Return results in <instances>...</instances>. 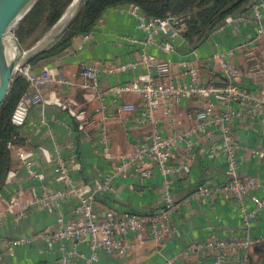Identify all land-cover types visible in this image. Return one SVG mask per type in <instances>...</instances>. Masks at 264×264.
<instances>
[{"label": "built area", "instance_id": "built-area-1", "mask_svg": "<svg viewBox=\"0 0 264 264\" xmlns=\"http://www.w3.org/2000/svg\"><path fill=\"white\" fill-rule=\"evenodd\" d=\"M119 7L134 16L145 36L141 39L122 36L131 43L139 44L140 54L136 60L128 59L116 63L94 61L81 64L79 72L74 76H80L82 79L80 86L84 88L86 102L97 99L101 101L93 112L77 100L60 96L56 91L45 95V90L51 83L74 84V77L67 75L63 67L44 65L42 70L36 71L30 61H24L17 66V72L24 75L29 84L11 114V122L20 128L16 139L9 142V147L14 150L18 162L8 171L6 182L15 179L23 169L32 178L45 177V174L36 167L35 151L21 128L27 123L33 106L46 104H55L67 110L75 118L78 127L83 130L92 128L96 120L98 121L97 117L99 118L97 145L109 162L111 173L103 176L96 185L77 181L73 174L81 168V163L74 141L58 143L54 158L44 149L48 159H54L56 162L55 180L62 186L43 194L33 192L27 198H23L21 192L13 193L6 198L0 191V206H3L0 209V223L6 215L19 221L36 204L58 205L63 199L75 200L73 215L68 218L61 215L53 226L32 234L14 238L0 236V253L12 251L16 246L33 245L41 241L49 244L50 250L55 254L53 264H71L76 258H79L82 264H97L101 252L121 258H129L136 254L137 261L141 262L146 257L144 254L146 246L151 242H162L177 233V226L172 222L176 212L184 207H191L196 200L220 196L238 207L246 233L232 231L230 235L224 237L211 235L204 239H193L179 254L164 257L160 264H205V258H211V264H250L253 250L264 243V230L256 233L250 231L255 219L264 209V175L240 173L241 145L232 136L231 123L242 118L245 113L258 116L264 123V87L249 89L245 86L244 81L254 70H246L234 62L236 47L216 52L210 59L222 67L226 76L223 85H217L213 81H201L199 69L188 60L176 62L186 76L174 77L176 63L173 59L159 57L150 50L151 46H158L169 53L175 49V41L182 37V33L170 22L171 17L148 16L135 3ZM244 20L255 24L257 30L242 46L249 48L250 55H254L256 47L264 51V0L252 3L244 14L228 16L216 30L220 31L230 24L239 25ZM92 37V31L81 35L78 49H82ZM259 66L258 63L255 64L256 68ZM139 67H145L146 72L140 73L131 81L109 86L108 92H111L115 99H119L126 92L137 93L143 101L148 130L143 141L133 150L114 152L107 128V105L104 103L106 91L101 90L100 75L103 72L120 73ZM193 98L200 101V108L195 113L197 123L183 131L176 130L167 135L163 134L165 126L172 129L184 123L182 105L186 100ZM219 104L222 105L221 110L217 109ZM136 108L133 103H118V110L121 112H132ZM45 122L44 117H41L34 124ZM215 130L222 134V138L219 143L210 142L207 156L214 160L223 154L226 179L202 182L188 196L175 198L168 186L169 176L175 171L181 175L189 173L196 157L195 136L201 131L210 135ZM181 141L184 142L188 155L175 167L173 159ZM63 148L69 152L68 159L62 154ZM256 152L259 157H264V151ZM154 165L164 175L166 183L163 194L164 206L161 211L118 213L113 208L100 205L97 194L109 191L114 177L148 178L152 175ZM250 201L251 205L248 204ZM72 240L85 244L90 252H81L75 246L71 247L69 243ZM192 255H197L198 258L195 261L180 262L179 257Z\"/></svg>", "mask_w": 264, "mask_h": 264}, {"label": "crops", "instance_id": "crops-1", "mask_svg": "<svg viewBox=\"0 0 264 264\" xmlns=\"http://www.w3.org/2000/svg\"><path fill=\"white\" fill-rule=\"evenodd\" d=\"M257 27L250 21H242L239 25L230 24L224 29L215 30L209 38L198 48L190 49L185 38L179 37L175 41V49L172 52H164L158 46H151L150 50L162 58H171L176 63L179 60H188L199 69L200 80L213 81L217 85L226 82V76L218 62H211L214 53L235 48L234 62L246 70L253 69V74L244 84L249 89H261L264 87V51L256 47L254 55L242 44L249 41L256 33ZM93 37L87 41L82 49H78L81 42L77 36L72 45L61 55L33 65L36 71L42 70L44 65L63 67L66 74L74 77V84L60 85L51 83L45 90V95L51 91L63 97H71L83 104L90 111L101 104L100 100L86 102L84 88L80 86V76L75 77L83 62H118L136 60L139 57V44L131 43L122 36H130L141 39L145 36L137 25L134 16L127 10H121L119 6L111 7L102 16L95 29ZM239 47V48H237ZM259 64L258 68L255 64ZM174 77L184 78L178 63L174 65ZM146 72L145 67L129 69L120 73H101V90L105 92L104 103L107 105V128L110 136L111 147L114 152H126L133 150L141 141L148 130V123L144 117V105L142 98L135 92H126L119 99L108 92V88L116 83H123L135 79L140 73ZM133 103L136 110L121 112L118 103ZM200 108L197 98L188 99L182 105L185 114L184 123L177 128L162 130L167 135L171 131H183L197 123L196 111ZM239 108V105H237ZM221 110L222 105H217ZM44 117L45 123L34 124ZM95 125L87 130L80 129L75 118L65 109L55 104L33 106L29 119L21 130L30 139V145L35 151V163L37 169L45 174L43 179L32 178L26 170H21L19 175L7 181L1 193L4 197L21 192L23 198L29 197L33 192L43 194L53 191L62 184L55 180L54 159H48L46 149L51 157L57 154V144H65L74 141L78 160L81 168L75 171L73 176L77 181L96 185L105 175L111 173L109 162L104 158L97 143V132L100 125L97 117ZM232 136L241 145L240 173L255 176L264 175V157L258 156L257 150L264 151V123L258 116L249 113L231 123ZM222 134L213 131L210 135L202 132L195 136L196 157L192 162L189 173L181 175L177 171L169 176V184L175 198L188 196L195 187L207 181H223L226 179L224 170L225 162L223 154L219 158L210 160L207 156L210 142H220ZM65 158H69L67 149H62ZM188 155L184 142L179 143V149L175 152L173 166L177 167ZM17 158H14L15 166ZM152 175L148 178L141 176L114 177L112 188L107 192L97 194L102 207L113 208L118 213L136 211L139 213H157L164 206L163 194L165 191L164 175L156 165L152 168ZM262 194V192H260ZM251 205V201L248 202ZM76 202L74 199H63L60 203L44 206L39 203L17 221L12 216L6 215L0 223V236L14 238L19 235H28L53 226L56 219L64 215H73ZM3 206H0L2 209ZM172 222L177 226V233L166 238L162 242H151L144 249L146 255L144 261L138 262V255L132 254L129 258H121L105 252L100 253L97 264H160L164 257L179 254L193 239H204L211 235L228 236L232 231L245 234L246 228L242 223L238 207L220 196L202 198L193 202L191 207H184L174 214ZM264 230V209L252 224L250 231L256 233ZM69 245L75 246L79 251L89 253L88 247L83 243L70 241ZM55 254L50 250L49 244L38 241L33 245L16 246L14 249L0 253V264H53ZM197 255L179 257L180 262L195 261ZM205 264H211V258L204 259ZM71 264H82L76 258Z\"/></svg>", "mask_w": 264, "mask_h": 264}, {"label": "trees", "instance_id": "trees-1", "mask_svg": "<svg viewBox=\"0 0 264 264\" xmlns=\"http://www.w3.org/2000/svg\"><path fill=\"white\" fill-rule=\"evenodd\" d=\"M74 0H38L15 27V35L24 49L36 45L64 16ZM257 0H87L69 29L43 51L31 58L33 65L57 57L73 43L74 38L95 29L111 7L138 4L148 16L170 18L181 16L176 27L190 49L200 47L222 25L228 16L244 14ZM28 80L17 72L10 91L0 106V191L13 167L15 153L9 142L16 139L20 128L11 122V114L26 88Z\"/></svg>", "mask_w": 264, "mask_h": 264}, {"label": "water", "instance_id": "water-1", "mask_svg": "<svg viewBox=\"0 0 264 264\" xmlns=\"http://www.w3.org/2000/svg\"><path fill=\"white\" fill-rule=\"evenodd\" d=\"M38 0H0V106L5 101L15 75L17 66L43 51L48 45L60 38L81 12L87 0H74L69 12L59 21L58 27L30 49H24L16 37L14 30L19 22L31 11ZM181 16L171 17L170 22L176 25ZM8 38L13 39L18 48V54L7 60L4 54V44Z\"/></svg>", "mask_w": 264, "mask_h": 264}, {"label": "rangeland", "instance_id": "rangeland-1", "mask_svg": "<svg viewBox=\"0 0 264 264\" xmlns=\"http://www.w3.org/2000/svg\"><path fill=\"white\" fill-rule=\"evenodd\" d=\"M70 8L71 6L68 8L67 12L70 10ZM58 25H59V22L45 36H43V38H45L49 33L53 32L58 27ZM14 33H15V30H14ZM16 73H17V70L15 71V74ZM250 264H264V243L255 247L251 255Z\"/></svg>", "mask_w": 264, "mask_h": 264}, {"label": "bare ground", "instance_id": "bare-ground-1", "mask_svg": "<svg viewBox=\"0 0 264 264\" xmlns=\"http://www.w3.org/2000/svg\"><path fill=\"white\" fill-rule=\"evenodd\" d=\"M4 54L7 60H12L18 54V48L16 47V44L13 39L8 38V40L4 44Z\"/></svg>", "mask_w": 264, "mask_h": 264}]
</instances>
